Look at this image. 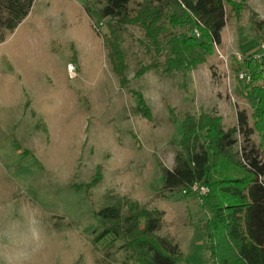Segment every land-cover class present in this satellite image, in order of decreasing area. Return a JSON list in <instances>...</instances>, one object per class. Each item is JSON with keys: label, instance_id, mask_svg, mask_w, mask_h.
Returning a JSON list of instances; mask_svg holds the SVG:
<instances>
[{"label": "rangeland", "instance_id": "obj_1", "mask_svg": "<svg viewBox=\"0 0 264 264\" xmlns=\"http://www.w3.org/2000/svg\"><path fill=\"white\" fill-rule=\"evenodd\" d=\"M85 1L34 0L0 42V196L12 194L40 211L48 244L35 264H72L87 245L98 257L95 264H123V250L114 247L106 254L109 237L93 244L102 229L97 212L114 205L117 196L163 211L157 234L177 244L184 254L180 264H208L204 195L182 190L160 195L159 162L172 168L185 113L214 111L227 129L243 109L252 123V97L236 75L242 71L238 64L263 44L250 18L264 20V0H247L239 19L226 6L221 43L205 64L170 74L150 69L174 81L162 108L150 107L139 87L150 71L136 75L150 62L140 44L142 32L130 26L125 35L128 88H121L99 34L107 32L106 20L93 7L87 13ZM139 1L132 0L131 7ZM136 91L151 119L136 112ZM42 121L46 132L37 128ZM253 138L259 141L257 133Z\"/></svg>", "mask_w": 264, "mask_h": 264}, {"label": "trees", "instance_id": "obj_2", "mask_svg": "<svg viewBox=\"0 0 264 264\" xmlns=\"http://www.w3.org/2000/svg\"><path fill=\"white\" fill-rule=\"evenodd\" d=\"M33 2L0 0V42L24 20ZM131 2L86 0L84 5L87 13L93 7L106 20L107 32L99 34L121 88H128L124 42L130 26L142 32L140 44L150 56V62L140 66L136 75L150 69L164 74L188 72L205 64L214 54L215 45L221 43L228 16L226 6L236 19L248 7L247 0H140L135 7ZM250 21L264 43V20H256L252 14ZM70 48L77 65L72 44ZM238 68L251 76L243 87L252 97V123L243 109L237 111L235 125L227 129L222 116L214 111L185 113L172 168L159 162L163 179L160 195L188 189L194 183L209 188L203 196L208 216L201 225L209 251L208 264H264V56L254 59L248 55ZM135 93L136 112L151 119L142 94ZM167 106L173 114V108ZM171 117L176 120L174 115ZM37 128L47 130L43 121ZM255 133L258 142L253 138ZM97 181L96 177L89 185ZM163 214L127 196H117L114 205L97 212L102 229L93 244L109 237L106 254H112L114 247L123 250V264H180L184 254L177 244L157 234Z\"/></svg>", "mask_w": 264, "mask_h": 264}, {"label": "clouds", "instance_id": "obj_3", "mask_svg": "<svg viewBox=\"0 0 264 264\" xmlns=\"http://www.w3.org/2000/svg\"><path fill=\"white\" fill-rule=\"evenodd\" d=\"M135 73L129 75L132 80ZM174 81L155 70L145 73L139 87L152 108H162ZM48 235L40 211L31 202L6 194L0 196V264H35L47 247ZM98 257L90 246H83L72 257V264H95Z\"/></svg>", "mask_w": 264, "mask_h": 264}, {"label": "built area", "instance_id": "obj_4", "mask_svg": "<svg viewBox=\"0 0 264 264\" xmlns=\"http://www.w3.org/2000/svg\"><path fill=\"white\" fill-rule=\"evenodd\" d=\"M194 33L196 36H199V32L197 30H194ZM217 46L215 45V48ZM262 56H264V43L260 45V52L259 53H253L252 54V57L254 59H259L261 58ZM67 69L70 73H72L74 67L73 65L69 64L67 66ZM236 77L243 83H248L250 81V73L246 72V71H239L236 75ZM209 191V188L204 185V184H201V183H194L192 184L188 189H184L182 190V192L184 194L186 193H196V194H199V195H206Z\"/></svg>", "mask_w": 264, "mask_h": 264}]
</instances>
